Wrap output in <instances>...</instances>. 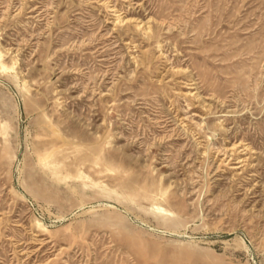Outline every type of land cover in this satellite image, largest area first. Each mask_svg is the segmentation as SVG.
<instances>
[{
  "label": "rangeland",
  "instance_id": "374dc122",
  "mask_svg": "<svg viewBox=\"0 0 264 264\" xmlns=\"http://www.w3.org/2000/svg\"><path fill=\"white\" fill-rule=\"evenodd\" d=\"M0 264H264V0H0Z\"/></svg>",
  "mask_w": 264,
  "mask_h": 264
},
{
  "label": "bare ground",
  "instance_id": "6f19581e",
  "mask_svg": "<svg viewBox=\"0 0 264 264\" xmlns=\"http://www.w3.org/2000/svg\"><path fill=\"white\" fill-rule=\"evenodd\" d=\"M247 148V147H246ZM249 149V148H248ZM236 158V157H235ZM240 160V159H239Z\"/></svg>",
  "mask_w": 264,
  "mask_h": 264
}]
</instances>
